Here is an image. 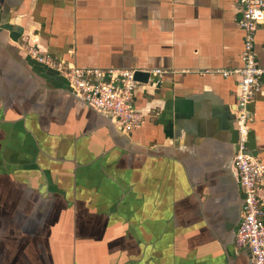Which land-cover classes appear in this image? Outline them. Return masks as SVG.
I'll return each instance as SVG.
<instances>
[{
	"label": "crops",
	"instance_id": "1",
	"mask_svg": "<svg viewBox=\"0 0 264 264\" xmlns=\"http://www.w3.org/2000/svg\"><path fill=\"white\" fill-rule=\"evenodd\" d=\"M238 0H0V264H253L236 248ZM264 26L255 52L264 65ZM141 77L125 133L29 56ZM247 151L264 163V80ZM264 208V185L259 189Z\"/></svg>",
	"mask_w": 264,
	"mask_h": 264
},
{
	"label": "built area",
	"instance_id": "2",
	"mask_svg": "<svg viewBox=\"0 0 264 264\" xmlns=\"http://www.w3.org/2000/svg\"><path fill=\"white\" fill-rule=\"evenodd\" d=\"M236 19L243 31L241 66L217 69L209 73L237 76L234 116L237 130L236 150L232 169L241 196V217L233 233L236 248H247L253 264H264V208L259 189L264 185V163L247 151V135L253 114L248 105L261 91L264 65L259 64L255 52V32L264 26V0H238ZM37 62L55 70L66 78L70 90L96 110L107 113L114 124L129 133L142 121L135 106V91L142 84L136 73L146 74V84L157 85L164 73L160 68H95L79 67L63 59L53 58L36 46H23ZM264 47V45H263Z\"/></svg>",
	"mask_w": 264,
	"mask_h": 264
},
{
	"label": "water",
	"instance_id": "3",
	"mask_svg": "<svg viewBox=\"0 0 264 264\" xmlns=\"http://www.w3.org/2000/svg\"><path fill=\"white\" fill-rule=\"evenodd\" d=\"M144 76V79H143V81H145L146 80V77H147V75L146 74H142V73H139V72H137L136 73V78L137 79H141V77H143ZM69 93L73 96V98H75L77 101H79V102H81V103H83V104H85L86 106H88L89 108H91L93 111H95L99 116H101L104 120H107L108 122H110L111 124H114V122L112 121V119H111V117L107 114V113H104V112H102V111H99V110H96V109H94L93 107H91L90 105H88L87 103H85L83 100H81L80 98H78L77 96H75V94L70 90V88H69ZM115 125V124H114ZM116 126V125H115ZM117 127V126H116ZM118 128V127H117ZM239 215H241V207H240V214Z\"/></svg>",
	"mask_w": 264,
	"mask_h": 264
}]
</instances>
